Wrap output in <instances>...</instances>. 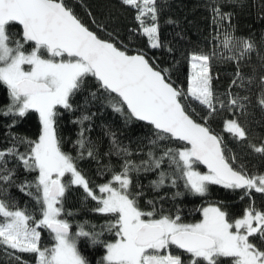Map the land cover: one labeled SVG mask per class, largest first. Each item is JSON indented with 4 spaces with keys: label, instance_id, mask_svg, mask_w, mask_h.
Here are the masks:
<instances>
[{
    "label": "snow or ice",
    "instance_id": "6c2138e0",
    "mask_svg": "<svg viewBox=\"0 0 264 264\" xmlns=\"http://www.w3.org/2000/svg\"><path fill=\"white\" fill-rule=\"evenodd\" d=\"M122 3L136 9V20L150 46L163 47L157 0ZM211 12L216 29L213 50L189 54L190 73L184 88L171 80L169 69L159 68L145 53L129 54L127 46L100 38L66 0H0V84L6 87L9 100L0 108V116L12 117L9 128L30 112L38 114L40 123L36 140L10 134L9 146L0 149V196L16 186L36 205L30 211L0 198V252L10 264H28L19 254L32 255L35 264H89L78 248L81 238L93 247H103L97 264H264V210L257 209L251 199L253 192L264 194V173L249 174L243 164L237 165L223 136L209 124L221 112L231 113L233 118L224 120L223 130L235 140H247L245 124L254 90L258 92L254 106L264 112V51L251 39L224 28L231 13L221 10L219 0H212ZM92 22L96 23L95 18ZM12 25L21 31L10 34ZM213 60L235 65L225 92L213 87ZM242 67H250L252 74L245 75ZM89 77L126 125L139 121L151 126L146 159L139 163L131 159L133 152L109 130L111 146L104 155H115L122 163L119 171L111 162L99 165L100 154L87 136L91 128L85 126L94 113L74 121L81 125L77 155L62 150L56 132L59 110L73 111L72 99ZM234 87L249 94L233 92ZM90 97L98 99L96 92ZM89 102L86 98L85 104ZM197 106L203 112L202 123L193 115H200ZM248 146L264 157V144L249 142ZM84 159L96 160L98 175L109 179L91 187L78 167ZM10 161L16 167L10 168ZM165 163L167 171L162 168ZM197 165H204L207 172L197 170ZM18 167L36 173L35 179L18 184ZM157 170L158 179L150 182L154 191L176 188L182 181L186 192L204 197L210 185H220L243 190L241 199L249 197V205L241 217L229 219L221 207L209 204L199 209L202 219L195 223L183 222L179 209L175 215L166 214L162 207L158 210L155 200H148L151 210H144L139 204L143 192L133 191V174ZM73 186L82 188L85 201L95 202L91 211L109 218L99 231L88 222L76 224L72 231L66 217L74 213L65 211L64 204ZM182 195L177 191L173 198ZM42 231L49 233L53 243L42 244ZM105 233L113 239H101Z\"/></svg>",
    "mask_w": 264,
    "mask_h": 264
},
{
    "label": "trees",
    "instance_id": "16d2710c",
    "mask_svg": "<svg viewBox=\"0 0 264 264\" xmlns=\"http://www.w3.org/2000/svg\"><path fill=\"white\" fill-rule=\"evenodd\" d=\"M66 3L82 22L100 38L111 40L121 48L127 46L129 54H134L136 51L145 53L150 62H154L161 69H169L171 80L175 82L176 86L187 87V78L190 73L188 62L190 53L201 51L208 53L213 50L215 43L213 37L216 35V29L212 24V0H157L158 34L163 47L155 49L150 46L147 37L142 34L139 21L136 20V9L124 5L122 0H66ZM219 3L223 12L231 13V20L224 21V28L233 32L237 37L251 39L258 50L264 51V0H235V2L219 0ZM89 12H91V16H89ZM93 18H95V24L92 22ZM97 24L102 27L98 28ZM20 31L18 25L10 26V34ZM109 33L112 34L111 37ZM253 60H255V54H253ZM211 71L216 77L213 80L214 89L219 92L228 90L236 71L234 63L213 60ZM241 71L245 75L252 74L250 67H242ZM232 91L239 92L241 95L249 94L244 89L235 87ZM91 92H96L98 99L91 100ZM257 95L256 90L251 93L252 105L248 109L251 115L247 117L245 124L247 140H235L223 130L224 120L233 118L231 113L221 112L209 121L212 129L223 136L225 144L237 157V165L243 164L249 174L264 173V157L253 152L248 146L249 142L255 145L264 144V112L254 106ZM105 97V93L97 90L94 78H87L84 89L72 99L73 111L59 110L56 132L61 140L62 150L75 157L77 155L76 141L79 138L78 133L81 125L74 121H77L82 114L91 115L94 113L91 121L85 122V126L91 128L87 136L94 142L100 154L99 165L111 162L115 170L119 171V165L122 163L120 158L115 155L111 157L104 155L111 146L110 138L106 132L109 130L115 132L119 141L133 152L131 159L139 163L141 159H146L145 154L150 147L148 140L152 136V128L138 121L126 125L124 118L107 106ZM86 98L90 101L87 104H85ZM8 103L7 89L0 84V108ZM196 110L200 115L193 114L194 118L202 123L200 116L203 115V112L198 106ZM17 119L18 122L15 126L9 128L8 125L12 123V117L0 116V149L9 146L10 134L24 136L32 140L38 138L40 123L37 113L30 112L24 118ZM240 122L245 123V119L241 117ZM20 150H24L23 146L20 147ZM157 154H159L158 150ZM9 167H16V162L10 161ZM78 167L89 180L91 187L109 179L108 175L103 177L98 175L96 160H80ZM162 168L167 171V163ZM197 169L205 172L199 165H197ZM158 173L159 170L142 172L139 176L133 174V191L143 192L139 204L144 210H151V206L147 202L155 200L158 210L162 207L166 214L175 215L176 210L179 209L183 222L194 223L201 219L199 209L208 204H218L222 210L228 213L229 219L241 217L249 205V197L245 196L244 199H241L243 190L233 191L220 185H210L209 192L204 197L186 192L182 181L178 182L176 188L164 186L159 191H154L150 182L158 179ZM35 176L36 173L25 172L23 167L16 168L15 179L18 184L25 180H34ZM65 179L68 177L66 176ZM137 183L140 185L138 188L135 187ZM177 191L183 195L173 198ZM84 195L82 188L73 186L69 189L66 193L64 207L65 211H71L74 215L66 218L73 225V232L76 231V224L85 222H88V225H96V231H99V226L109 218L91 211L96 206L95 202L90 199L85 201ZM0 198L9 202L15 201L19 207H27L30 211L36 207L35 202L16 186L9 187L7 193ZM251 199L254 200L257 209L264 210V194L253 192ZM101 239L111 241L113 237L105 233ZM41 242L43 245L53 243L47 231H42ZM78 248L89 264H97V261L104 255L102 246L93 247L85 238L79 240ZM173 251L178 250L173 249ZM19 255L23 260L28 261V264H35L32 255ZM0 264H10L3 252H0Z\"/></svg>",
    "mask_w": 264,
    "mask_h": 264
},
{
    "label": "rangeland",
    "instance_id": "374dc122",
    "mask_svg": "<svg viewBox=\"0 0 264 264\" xmlns=\"http://www.w3.org/2000/svg\"><path fill=\"white\" fill-rule=\"evenodd\" d=\"M147 23L151 24V21H147ZM134 53H137V51L134 52ZM197 170H198V169H197ZM199 171H200V170H199ZM200 172H202V171H200ZM202 173H206V171H205V172H202ZM208 205H209V204H208ZM208 205H205V206H203V207H207ZM212 205H217V206H219L218 204H212ZM203 207H202V208H203ZM219 207H220V206H219ZM202 208H201V209H202ZM201 219H202V216H201ZM201 219H200V220H201ZM200 220H199V221H200ZM199 221H197V222H199ZM194 223H195V222H194Z\"/></svg>",
    "mask_w": 264,
    "mask_h": 264
},
{
    "label": "water",
    "instance_id": "95a60500",
    "mask_svg": "<svg viewBox=\"0 0 264 264\" xmlns=\"http://www.w3.org/2000/svg\"><path fill=\"white\" fill-rule=\"evenodd\" d=\"M20 27V26H19ZM136 54V53H134ZM139 122V121H138ZM141 123H144V122H141ZM145 124V123H144ZM201 168H203L206 172H207V168L204 166V165H199Z\"/></svg>",
    "mask_w": 264,
    "mask_h": 264
}]
</instances>
